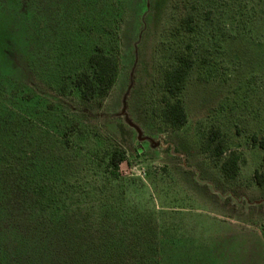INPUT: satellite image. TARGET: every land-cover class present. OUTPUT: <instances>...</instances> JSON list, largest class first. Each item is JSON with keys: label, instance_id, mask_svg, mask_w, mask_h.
Returning <instances> with one entry per match:
<instances>
[{"label": "rangeland", "instance_id": "1", "mask_svg": "<svg viewBox=\"0 0 264 264\" xmlns=\"http://www.w3.org/2000/svg\"><path fill=\"white\" fill-rule=\"evenodd\" d=\"M95 47L118 74L83 101L73 80ZM181 55L194 64L178 129L162 110ZM211 128L240 155L234 181L202 150ZM253 135L264 0H0V264H260Z\"/></svg>", "mask_w": 264, "mask_h": 264}, {"label": "trees", "instance_id": "2", "mask_svg": "<svg viewBox=\"0 0 264 264\" xmlns=\"http://www.w3.org/2000/svg\"><path fill=\"white\" fill-rule=\"evenodd\" d=\"M191 17L184 20L187 31L191 30ZM194 64L190 55H181L177 58V65L164 73V88L168 98L162 110L164 121L174 128H182L187 123V116L179 95L181 94L189 72ZM89 72H81L73 80L74 87L79 91L83 101H91L96 97H104L112 88L118 74V60L115 56L106 54L101 47H95L94 52L88 58ZM253 145L264 152V137L253 135ZM202 150L219 166L222 176L226 180L234 181L240 172V155L237 151L226 149L224 134L218 128H211L202 142ZM125 161V153L115 150L110 157V166L117 169ZM262 170L253 172L252 181L258 187H264V155L262 157Z\"/></svg>", "mask_w": 264, "mask_h": 264}, {"label": "crops", "instance_id": "3", "mask_svg": "<svg viewBox=\"0 0 264 264\" xmlns=\"http://www.w3.org/2000/svg\"><path fill=\"white\" fill-rule=\"evenodd\" d=\"M260 249V248H259ZM263 249V247H261V251L259 250V252H260V254H259V259H260V264H264V249ZM241 256V254L240 253H238V256L237 257H240ZM216 264V263H215ZM217 264H220V263H217ZM222 264H241V262H235V263H222Z\"/></svg>", "mask_w": 264, "mask_h": 264}]
</instances>
